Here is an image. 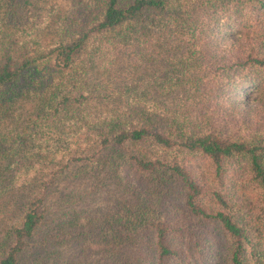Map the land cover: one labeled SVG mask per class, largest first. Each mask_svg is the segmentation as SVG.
I'll use <instances>...</instances> for the list:
<instances>
[{
	"label": "trees",
	"instance_id": "1",
	"mask_svg": "<svg viewBox=\"0 0 264 264\" xmlns=\"http://www.w3.org/2000/svg\"><path fill=\"white\" fill-rule=\"evenodd\" d=\"M63 4L0 0V264H264V0Z\"/></svg>",
	"mask_w": 264,
	"mask_h": 264
},
{
	"label": "rangeland",
	"instance_id": "2",
	"mask_svg": "<svg viewBox=\"0 0 264 264\" xmlns=\"http://www.w3.org/2000/svg\"><path fill=\"white\" fill-rule=\"evenodd\" d=\"M65 0H61V4L64 6ZM60 4V2H59ZM236 102L241 103L240 109H242V111H246V115L248 117H250L253 112H255V110H252V101H256V97H251L249 98L247 96V94L245 95L244 93L242 95L237 94L235 97ZM89 204H87V206H89L90 208L96 209V208H100V207H104L106 205H108V202L105 200L104 197H97L95 198L93 201H89ZM109 206V205H108Z\"/></svg>",
	"mask_w": 264,
	"mask_h": 264
}]
</instances>
